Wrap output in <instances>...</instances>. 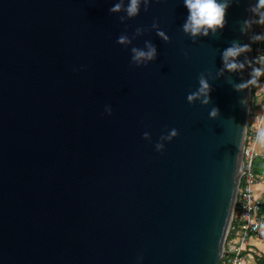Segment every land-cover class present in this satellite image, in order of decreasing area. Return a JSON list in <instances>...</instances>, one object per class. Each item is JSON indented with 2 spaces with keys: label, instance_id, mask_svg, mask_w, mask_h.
I'll return each instance as SVG.
<instances>
[{
  "label": "water",
  "instance_id": "obj_1",
  "mask_svg": "<svg viewBox=\"0 0 264 264\" xmlns=\"http://www.w3.org/2000/svg\"><path fill=\"white\" fill-rule=\"evenodd\" d=\"M116 2L0 0V264H220L250 107V85L229 81L251 67L216 75L232 41L250 44L240 27L254 0L233 2L222 32L196 43L183 0H152L126 24ZM154 20L170 42L155 30L116 42ZM145 40L157 60L136 67L131 47ZM201 72L208 106L187 102Z\"/></svg>",
  "mask_w": 264,
  "mask_h": 264
},
{
  "label": "clouds",
  "instance_id": "obj_2",
  "mask_svg": "<svg viewBox=\"0 0 264 264\" xmlns=\"http://www.w3.org/2000/svg\"><path fill=\"white\" fill-rule=\"evenodd\" d=\"M185 7L188 10V15L185 22L182 25V31L186 36L190 37L193 43H196V38L203 36L208 37L209 34L216 37L218 33H221L227 24L226 15L228 8L235 3H239V0H183ZM152 0H117V2L109 9L112 14L125 13V15H119L118 19L121 24H126V21L135 18L141 11L148 12ZM247 11L251 12L255 18L245 19L240 27L241 34H246L251 29V26L255 24L264 25V0H256L254 5H250ZM155 30L156 35L160 37L164 42H170V37L160 30L159 22L154 20L151 28L137 27L130 37L126 32L122 33L117 38V43L121 46L128 47L133 45V41L138 37L143 36L146 32ZM253 41L264 40V35L256 34L251 37ZM251 51L250 44H241L239 41H232L231 46L222 51L221 59L223 67L217 71L216 78L224 75L225 71L228 73L241 72L245 69L246 65L251 67L249 73V79L241 83H232L234 90L240 92L248 85H254L258 83L260 77L264 76V56H260L258 59L249 60L246 56L243 61L239 60L242 54ZM157 47L150 40L144 41V47H131V64L136 67H148L149 62H155L157 60ZM187 58V53H185ZM253 63L260 66H253ZM80 69H77L79 71ZM211 73L207 75L201 72L197 79L199 87L190 92L187 95V102L194 104L199 101L202 106H208L211 104L210 93L213 91L212 85L209 83L211 79ZM245 101L241 100V104ZM104 113L112 115L113 109L111 105H105ZM220 115L219 109L212 106L209 111V118L216 119ZM179 135L178 130L173 128L162 134L159 141L155 144L157 152H163L165 149V142H171L173 138ZM143 139L151 141L150 133L144 132ZM259 139L264 141V131L259 133ZM138 259H142L139 257Z\"/></svg>",
  "mask_w": 264,
  "mask_h": 264
},
{
  "label": "built area",
  "instance_id": "obj_3",
  "mask_svg": "<svg viewBox=\"0 0 264 264\" xmlns=\"http://www.w3.org/2000/svg\"><path fill=\"white\" fill-rule=\"evenodd\" d=\"M256 0H254L255 4ZM252 18H255L252 16ZM264 25L253 24L250 29L251 59L264 56L263 41H253L256 34L264 35ZM253 66L259 67L257 63ZM251 72V68H250ZM255 85L252 96L250 85L249 118L242 152V171L239 174L238 185L233 205L232 218L224 243V252L220 264H254L252 247L264 239V215L261 214V198L256 194L261 177L252 172V162L255 157H261L258 145L259 133L264 131V76ZM251 107L252 112L250 115Z\"/></svg>",
  "mask_w": 264,
  "mask_h": 264
},
{
  "label": "trees",
  "instance_id": "obj_4",
  "mask_svg": "<svg viewBox=\"0 0 264 264\" xmlns=\"http://www.w3.org/2000/svg\"><path fill=\"white\" fill-rule=\"evenodd\" d=\"M264 28V26H263ZM263 47H264V41H263ZM255 91V85H252V96L254 95ZM252 107L250 109V115L252 112ZM252 172L256 174L257 176L261 177L262 181L264 182V157H255L252 162ZM261 198V214L264 215V194L260 196ZM254 250V248L252 247ZM253 257L255 259L254 264H264V255L262 256H255V253H253Z\"/></svg>",
  "mask_w": 264,
  "mask_h": 264
},
{
  "label": "rangeland",
  "instance_id": "obj_5",
  "mask_svg": "<svg viewBox=\"0 0 264 264\" xmlns=\"http://www.w3.org/2000/svg\"><path fill=\"white\" fill-rule=\"evenodd\" d=\"M259 151H260V148H259ZM263 156H264V152H262ZM259 187L257 188L256 190V194L258 196H260L261 194L263 195L264 194V182H261V184L258 185ZM259 193H261L259 195ZM254 248V253H255V256H263L264 255V239L260 240L257 242V247H253Z\"/></svg>",
  "mask_w": 264,
  "mask_h": 264
},
{
  "label": "crops",
  "instance_id": "obj_6",
  "mask_svg": "<svg viewBox=\"0 0 264 264\" xmlns=\"http://www.w3.org/2000/svg\"><path fill=\"white\" fill-rule=\"evenodd\" d=\"M258 148H260V151L259 152H264V141H261L260 140V143H259V145H258ZM261 157H264L263 156V154L261 153ZM259 186H257V188H258ZM261 193H259V195H260ZM262 195V194H261ZM260 195V196H261ZM256 246L255 247H257V242H256V244H255Z\"/></svg>",
  "mask_w": 264,
  "mask_h": 264
}]
</instances>
